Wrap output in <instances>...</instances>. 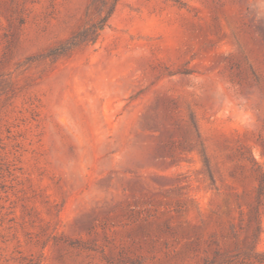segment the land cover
Masks as SVG:
<instances>
[{
  "label": "rangeland",
  "instance_id": "rangeland-1",
  "mask_svg": "<svg viewBox=\"0 0 264 264\" xmlns=\"http://www.w3.org/2000/svg\"><path fill=\"white\" fill-rule=\"evenodd\" d=\"M111 1V0H108ZM0 0V264H264V0Z\"/></svg>",
  "mask_w": 264,
  "mask_h": 264
},
{
  "label": "trees",
  "instance_id": "trees-1",
  "mask_svg": "<svg viewBox=\"0 0 264 264\" xmlns=\"http://www.w3.org/2000/svg\"><path fill=\"white\" fill-rule=\"evenodd\" d=\"M102 3V5L107 6V10L104 14L100 16V18L92 23H88L74 35H72L67 41L60 44L57 48H55V54H62L69 50L76 48L81 44H90L95 43L102 30L108 25L111 16L113 15L118 0H98ZM264 195V183L259 186L258 189V199H260Z\"/></svg>",
  "mask_w": 264,
  "mask_h": 264
}]
</instances>
